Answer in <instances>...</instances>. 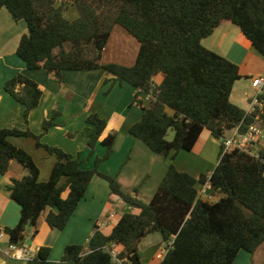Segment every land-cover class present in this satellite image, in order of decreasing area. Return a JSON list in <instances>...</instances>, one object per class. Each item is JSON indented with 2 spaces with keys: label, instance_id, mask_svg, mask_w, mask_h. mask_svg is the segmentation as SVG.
Masks as SVG:
<instances>
[{
  "label": "trees",
  "instance_id": "obj_1",
  "mask_svg": "<svg viewBox=\"0 0 264 264\" xmlns=\"http://www.w3.org/2000/svg\"><path fill=\"white\" fill-rule=\"evenodd\" d=\"M72 5L78 16L64 15ZM15 21L27 26L16 49L28 69H44L62 81L64 70L102 68L114 80L135 88L131 104H143L139 121L129 133L153 152L174 159L191 151L203 130L221 141L218 163L210 176L198 178L180 171L171 162L159 187L148 202L123 191L117 177L102 173L99 166L114 152L116 131L101 143L103 156H96L91 169H83L79 156L44 144L41 135L28 128L0 127V174L12 161L26 174L9 186L11 198L21 207L20 220L3 229L11 243L24 239L27 227L37 233L40 215L47 225L62 230L85 196L94 176L105 179L113 195L139 213L125 212L109 235L96 227L88 251L82 245H68L61 257L72 264H141L139 244L148 234L159 232L167 246L159 264H234L241 250L254 254L264 242V148L259 157L235 150L222 154L223 141L239 126L244 131L256 113L247 112L230 100L238 66L207 49L201 43L223 21L236 24L264 57V0H0ZM122 26L140 46L133 66L102 63L103 50L115 26ZM162 75L160 83L155 76ZM5 91L24 108V120L41 100L42 90L18 73L4 84ZM167 109L172 111L169 114ZM56 114L44 120L43 132L54 126ZM264 121V111L260 115ZM82 131L92 156L107 122L91 113ZM174 131L168 140V131ZM12 137H31L36 146L55 157L45 182L33 156L11 143ZM207 181L221 197L208 201L198 196L199 185ZM113 246L121 250L113 257ZM50 247L42 246L27 264H53ZM121 261V262H119Z\"/></svg>",
  "mask_w": 264,
  "mask_h": 264
},
{
  "label": "crops",
  "instance_id": "obj_2",
  "mask_svg": "<svg viewBox=\"0 0 264 264\" xmlns=\"http://www.w3.org/2000/svg\"><path fill=\"white\" fill-rule=\"evenodd\" d=\"M77 16L76 12L69 19ZM26 32L27 26L23 20L15 21L5 7L0 9V127L28 128L35 135H41L42 143L79 156L83 169H91L96 156L104 155L105 146L101 141L111 131H116L114 152L108 160L100 164L99 170L116 176L123 191L131 195H135L134 189L138 187V198L146 202L156 193L171 162L178 170L196 178L201 174L211 175L212 171L204 168L212 162L209 160L210 151L206 150L210 131L203 130L193 149L179 151L174 159H171L172 154L163 156L153 152L143 141L129 133L131 125L141 119L143 107L149 105L148 94H141L142 105L131 104L135 88L127 82L114 80L102 68L86 71L64 70L62 81L44 69H28L16 54L20 38ZM110 39L103 50L102 63ZM201 43L238 66L240 78L232 88L230 100L247 111L254 92L252 81L256 76L264 75V57L242 34L240 28L229 21H223ZM18 73L34 80L42 90L39 105L30 112L27 123L24 120L23 106L4 89L5 82ZM167 111L172 114L170 109ZM91 113H97L104 118L107 126L93 155L89 156L87 138L82 131L88 126L86 119ZM55 114L58 116L54 119V126L44 133V120ZM30 138L12 137L10 141L33 156L40 170L39 180L45 182L49 179L55 157L49 155L45 149L37 147L35 140ZM24 175V168L16 161L11 162L5 174H0L2 230L15 227L20 220L21 207L11 198L9 186L14 179H20ZM47 212L48 209L38 219L37 233L34 234V228L27 227L24 239L18 245L27 248L32 255L42 246L50 247L49 259L53 264H72L61 260L66 246L82 245L88 251L89 238L96 227L104 235H109L123 213H139V209L129 207L121 198L111 193L105 179L94 176L64 229L50 228L45 221ZM9 244L10 240L6 235L0 238V264H27V260L9 255ZM164 247L165 243L159 232L148 234L139 244L141 264H159L165 255ZM121 249V246H113L115 253Z\"/></svg>",
  "mask_w": 264,
  "mask_h": 264
},
{
  "label": "built area",
  "instance_id": "obj_3",
  "mask_svg": "<svg viewBox=\"0 0 264 264\" xmlns=\"http://www.w3.org/2000/svg\"><path fill=\"white\" fill-rule=\"evenodd\" d=\"M253 94L249 100L247 114L256 113L254 121L247 125L244 131L239 129V126L234 128L230 135L223 141L222 154L229 153L235 150H241L254 157H259V151L264 148V121L260 119V115L264 111V75L256 76L252 81ZM213 189L209 181L199 185L198 196L201 199L212 201ZM5 233L0 229V238H3ZM167 246L163 251L166 253ZM9 255L14 258L29 260L33 257L31 252L25 247H19L18 244H9ZM112 255L116 258V253L112 251ZM121 262V261H119Z\"/></svg>",
  "mask_w": 264,
  "mask_h": 264
},
{
  "label": "rangeland",
  "instance_id": "obj_4",
  "mask_svg": "<svg viewBox=\"0 0 264 264\" xmlns=\"http://www.w3.org/2000/svg\"><path fill=\"white\" fill-rule=\"evenodd\" d=\"M64 11V15L67 18H73L76 13L75 8L70 4L65 5ZM139 46L140 44L134 36L128 33L122 26H116L112 33V38L110 39V42L104 52V64L115 63L127 67L133 66L137 57V53L139 51ZM161 78V74H158L157 76H155L154 80L155 82L160 83L162 80ZM173 137L174 131L170 129L166 138L168 140H172ZM209 137L210 141L206 142V150L210 151L211 158L209 160L212 162L205 165L204 168L206 170L213 171L218 163L221 141L211 136ZM191 154L193 155V153ZM38 158L40 157H37V159ZM212 194V201H217L221 197V195L219 193H216L215 191H213ZM234 264H264V242L258 247L253 255L247 251L241 250L236 257Z\"/></svg>",
  "mask_w": 264,
  "mask_h": 264
}]
</instances>
